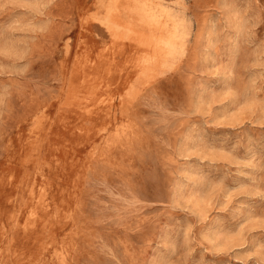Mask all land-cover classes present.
Segmentation results:
<instances>
[{
    "label": "rangeland",
    "instance_id": "374dc122",
    "mask_svg": "<svg viewBox=\"0 0 264 264\" xmlns=\"http://www.w3.org/2000/svg\"><path fill=\"white\" fill-rule=\"evenodd\" d=\"M0 264H264V0H0Z\"/></svg>",
    "mask_w": 264,
    "mask_h": 264
},
{
    "label": "crops",
    "instance_id": "0c3cea01",
    "mask_svg": "<svg viewBox=\"0 0 264 264\" xmlns=\"http://www.w3.org/2000/svg\"><path fill=\"white\" fill-rule=\"evenodd\" d=\"M143 15H144V14L141 12V13L139 14V17H140V18H142V17H143Z\"/></svg>",
    "mask_w": 264,
    "mask_h": 264
},
{
    "label": "bare ground",
    "instance_id": "6f19581e",
    "mask_svg": "<svg viewBox=\"0 0 264 264\" xmlns=\"http://www.w3.org/2000/svg\"><path fill=\"white\" fill-rule=\"evenodd\" d=\"M125 42H128V41H125ZM129 42H130V41H129ZM129 42H128V43H129ZM112 51H113V50H112ZM142 57H143V56H142ZM140 59H141V58H140ZM142 59H143V58H142ZM142 59H141V61H142ZM139 62H140V60H139ZM115 65H116V64H115Z\"/></svg>",
    "mask_w": 264,
    "mask_h": 264
}]
</instances>
